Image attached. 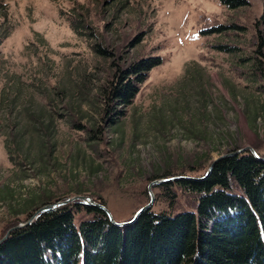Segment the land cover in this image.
I'll use <instances>...</instances> for the list:
<instances>
[{"label": "rangeland", "instance_id": "rangeland-1", "mask_svg": "<svg viewBox=\"0 0 264 264\" xmlns=\"http://www.w3.org/2000/svg\"><path fill=\"white\" fill-rule=\"evenodd\" d=\"M242 1L0 0V236L77 195L116 221L151 192L152 211L195 213L189 191L149 184L236 149L264 158V0ZM149 58L131 105L104 119L114 75Z\"/></svg>", "mask_w": 264, "mask_h": 264}, {"label": "trees", "instance_id": "trees-1", "mask_svg": "<svg viewBox=\"0 0 264 264\" xmlns=\"http://www.w3.org/2000/svg\"><path fill=\"white\" fill-rule=\"evenodd\" d=\"M158 64L139 60L114 75L103 90L104 119L114 124L123 115ZM174 186L193 194L195 213L149 208L134 223L116 226L100 208L73 200L10 231L0 243V264H264V161L245 150L219 160L203 179L161 183L172 200Z\"/></svg>", "mask_w": 264, "mask_h": 264}, {"label": "water", "instance_id": "water-1", "mask_svg": "<svg viewBox=\"0 0 264 264\" xmlns=\"http://www.w3.org/2000/svg\"><path fill=\"white\" fill-rule=\"evenodd\" d=\"M245 149H247L249 152H251L253 155H255V157L257 158V159H259V160H262V161H264V158H262V156H260V155H258L256 152H255V150L252 148V147H250V148H247V147H245V148H241V149H236V151H230V152H226V153H223L221 156H217L214 160H213V162L209 165V168H208V173L204 176V177H195V178H192V177H190V176H183V175H181L180 177H178V176H174V177H171V178H167V179H158V180H153V182H151L150 184H149V186H153V184H160V183H167V182H169V181H173V180H181V179H192V180H200V179H203V178H205V177H208L209 176V174L211 173V170H212V168H213V166H214V164H216L219 160L221 161L223 158H226V157H229V156H231V155H233V156H235L236 154H238V153H240V152H242V151H244ZM153 193L151 192V194H150V196H151V199H150V202L148 203V204H146L145 206H143L142 208H140V210H138V211H136V213L134 214V218L133 219H131V220H129V221H127V222H124V221H116L115 220V218L110 214V212H109V209L105 206V205H103V204H101V203H96L90 196H81V195H77V196H73V197H70L69 199H65V200H63V201H59V202H56V204H53V203H51V204H45L44 206H42V208H40V209H38L29 219H28V221L27 222H24V223H19L18 225H16L15 227H11V228H9L8 229V231H7V233L5 234V236L3 237V239H1V241H3L5 238H7V236H8V234H9V232L10 231H14L15 229H17V228H20V227H23V226H29V224H31L33 221H34V219L38 216V215H40V214H42L43 212H45V211H47V210H50V209H55L57 206H60V205H62V204H65V203H70V201H72V200H75V199H78V200H81L82 202H85L86 204H89V205H91V206H94L95 208H100L101 210H103L107 215H108V217H110V220H111V222L114 224V225H116V226H127V224H131V223H134L137 219H139V217H140V214L144 211V210H146V209H149V208H151L152 207V205H153V203H154V201H153V199H154V196L152 195ZM1 241H0V243H1Z\"/></svg>", "mask_w": 264, "mask_h": 264}]
</instances>
